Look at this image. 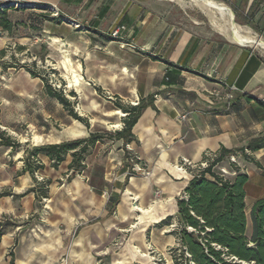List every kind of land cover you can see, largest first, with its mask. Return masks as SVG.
<instances>
[{
    "label": "rangeland",
    "instance_id": "rangeland-1",
    "mask_svg": "<svg viewBox=\"0 0 264 264\" xmlns=\"http://www.w3.org/2000/svg\"><path fill=\"white\" fill-rule=\"evenodd\" d=\"M11 1L0 0V5H9ZM218 1L231 8L228 0ZM21 2L29 6L14 9L32 6ZM184 3L83 0L80 5L70 7L52 5L53 12H44L47 17L36 16L38 12L13 14L11 30L0 28V49H5L0 59V128L20 143L14 151L0 147V193L13 186L24 192L23 198H13L16 217L9 215L4 223L21 227L14 229L20 246L26 255L34 252L36 264H174L172 256L179 252L175 250L177 235L171 232L178 229L176 215H170L166 225L155 224L154 231L142 229L150 212L148 208H143L148 210L143 214L130 204L133 211L125 217L119 216L116 209L112 215L102 217L109 206L114 175L118 170L121 172L122 166H128L125 157L133 154L127 144L113 135L123 127L125 114L119 107L133 105L128 79H134V66L142 54L137 47L121 45L115 39L109 43L108 38L102 43L91 35H110L117 25L125 24L124 14L131 13L142 22L138 35H146L152 25L158 27L163 16L170 22L181 23L179 26L192 28L199 35H215L218 41L225 40L197 7L188 0ZM102 9H105L104 17L99 19V30H94L91 23ZM55 12L57 16L51 14ZM50 20L54 21L49 23ZM236 22L247 26L240 19ZM125 31L121 35H133L131 29ZM256 50L264 55L263 50ZM2 63L12 66L2 71ZM23 63H35L31 67L40 70L52 87L62 90L88 125L74 120L55 98L48 96L39 78L18 67ZM73 72L79 78L76 86H73ZM90 133H96L99 138L85 153L81 169L74 173L68 169L70 154L57 168L45 158L42 168L34 171V177L42 189H47V197H35L28 192L33 186L26 176H21L25 163H21L20 156L25 155L24 151L34 145L85 138ZM147 172L133 173L129 168L126 171L128 178L138 180L141 190L145 189L143 178L148 176ZM91 183L94 188L90 187ZM127 187L128 184L122 194ZM151 190L155 199L160 192ZM143 195L146 197L147 193ZM96 218L99 228L88 224ZM84 227H87L86 235L82 237ZM9 247L5 246V254Z\"/></svg>",
    "mask_w": 264,
    "mask_h": 264
},
{
    "label": "crops",
    "instance_id": "crops-1",
    "mask_svg": "<svg viewBox=\"0 0 264 264\" xmlns=\"http://www.w3.org/2000/svg\"><path fill=\"white\" fill-rule=\"evenodd\" d=\"M21 1L32 6L21 10L8 9L10 21L13 14L38 12L36 16H49L44 12L51 11L52 5L70 7L83 2ZM228 2L242 23L249 20L264 37V0H255L251 9L254 0ZM104 10H100L97 19L92 21L91 27L94 30H99V19L104 17ZM124 23L126 31L131 29L130 34L133 35H122V39L115 41L121 45L131 42L142 54L134 66V79H128L131 103L137 104L148 95H153L152 104L142 110L131 129L133 138L126 144L146 166L149 174L143 178L145 189L141 190L138 180L128 178V166H122L121 172L118 170L114 175L110 186L109 206L102 217L112 215L115 209L119 216L125 217L133 211L130 204H135L139 208L135 210L137 212L144 214L148 210L143 208L150 209L142 229L154 231L156 228L152 227L155 224L159 225L166 216L177 214L176 200L189 179H173L169 174L181 159L200 163L206 159L207 153H213L216 157L221 148L246 149L252 139L264 135V106L260 103L264 102V55L252 47L234 44L226 39L218 41L215 35H199L192 28L179 26V22H170L168 17L162 16L160 25L156 28L153 25L145 27L148 29L146 35H138L142 22H138L131 13L124 14ZM91 37L102 43L106 38L109 43L114 42V38L109 35L93 34ZM230 88L233 100L230 107H227ZM181 112L189 113V119L185 123L178 120ZM234 155L235 162H230L228 155L216 165V169L223 170L224 177L230 180L238 173H246L248 177L244 188V213L245 233L249 237L251 208L256 201L264 200V147L255 151L248 150V153L238 151ZM24 156H20L21 163L24 162ZM38 158L41 164L45 158L50 161L42 154ZM126 158L124 162L127 163ZM25 169L26 166L23 167L24 173L21 176H26L34 187L32 177ZM127 184L128 187L122 194L121 191ZM17 187L3 191L10 192V195L0 193V222H4L9 215L16 217L13 198L24 196V192H20ZM152 188L160 192L159 197L154 199ZM144 192L147 193L146 197ZM32 194L37 196L34 192ZM98 222L99 219L96 218L88 224L99 228ZM13 227L7 224L0 235V264H10V251L13 253V264H36L34 252L26 255L20 246L14 229L20 230L21 227ZM86 228H82V237L86 235ZM88 241L92 243L90 238ZM5 246L9 247L6 254Z\"/></svg>",
    "mask_w": 264,
    "mask_h": 264
},
{
    "label": "trees",
    "instance_id": "trees-1",
    "mask_svg": "<svg viewBox=\"0 0 264 264\" xmlns=\"http://www.w3.org/2000/svg\"><path fill=\"white\" fill-rule=\"evenodd\" d=\"M255 5V0L250 9ZM14 8V7H13ZM235 22L239 19L235 9ZM9 7L0 6V28L11 30V21L8 19L7 10ZM251 15V11L249 16ZM47 17V16H44ZM257 33H260L249 20L243 22ZM24 49V46H18ZM5 55V49H0V59ZM23 63L18 67L24 68L31 77L39 78L44 86L45 93L55 98L68 112L70 116L84 125L87 120L78 115L72 108L71 101L62 93V90L55 89L50 85L47 77L34 66ZM12 65L2 63V71ZM75 96L74 92H71ZM248 98H251L248 96ZM153 95H148L145 100L139 101L136 105L119 107L125 114L122 119L123 127L116 131L113 138L122 140L124 144L133 138L132 126L140 116L142 110L152 104ZM264 106V102H260ZM99 135L90 133L88 137L74 140L62 141L36 145L25 151L24 163L26 171L32 177L34 187L28 192H34L38 197H47V189H42L34 177V171L42 168L37 156L42 154L51 161V166L57 168L70 154L71 160L68 169L74 173L83 167L82 160L88 148L98 140ZM8 147L11 151L16 150L20 143L0 128V147ZM264 147V135L252 139L246 149L255 151ZM244 152V148L227 150L221 148L220 153L210 161L202 170H199L188 180L187 185L182 189L176 200L178 229L171 230L177 235L179 251L172 256L174 264H264V200L254 203L250 211L251 233L248 237L246 230V217L244 213L246 173H238L233 180L225 178L216 165L226 156ZM91 186L94 185L91 183ZM10 192H3V195H10ZM111 205L110 210L113 208ZM171 216H166L158 224L166 225ZM5 226L0 222V235ZM10 264H13V253Z\"/></svg>",
    "mask_w": 264,
    "mask_h": 264
},
{
    "label": "bare ground",
    "instance_id": "bare-ground-1",
    "mask_svg": "<svg viewBox=\"0 0 264 264\" xmlns=\"http://www.w3.org/2000/svg\"><path fill=\"white\" fill-rule=\"evenodd\" d=\"M180 4L185 0H170ZM203 13L215 32L224 39L238 45L248 46L264 51V38H260L248 26L239 25L232 21L230 8L218 0H188ZM185 4V3H184ZM190 5V4H189ZM73 86L78 84V75L73 72ZM134 210H139L137 206H132Z\"/></svg>",
    "mask_w": 264,
    "mask_h": 264
},
{
    "label": "built area",
    "instance_id": "built-area-1",
    "mask_svg": "<svg viewBox=\"0 0 264 264\" xmlns=\"http://www.w3.org/2000/svg\"><path fill=\"white\" fill-rule=\"evenodd\" d=\"M7 4H2L1 7L6 8V7H14V8H24V6H29L28 4L22 3L21 1H14L12 0L11 2ZM55 16L58 15L57 12L53 13ZM75 26H79L78 23H75ZM126 30V26L124 24H119L117 27H115L111 32H110V37L114 39H122V33ZM124 45L130 47V48H135V45L132 44L131 42H127ZM233 88V87H232ZM232 88H230V91L227 94V99H228V104L227 107H230L231 101L233 100V95H232ZM133 105H136L133 104ZM189 119V113L188 112H181L178 115V120L185 123ZM245 153H248L247 149H244ZM215 158V155L213 153H207L206 154V159L203 160L200 163H193L189 159H181L172 169L171 173L169 174L171 178L173 179H180V178H188L190 179L195 175L199 170L204 169L207 167L208 163L212 161ZM228 159L230 162H235V155L231 154L228 156ZM126 161L128 163V168L131 170V172L135 173H148L146 166L141 162V160L135 155V154H130L127 156ZM221 174L223 175V170L220 171Z\"/></svg>",
    "mask_w": 264,
    "mask_h": 264
},
{
    "label": "water",
    "instance_id": "water-1",
    "mask_svg": "<svg viewBox=\"0 0 264 264\" xmlns=\"http://www.w3.org/2000/svg\"><path fill=\"white\" fill-rule=\"evenodd\" d=\"M230 8V7H229ZM230 10H231V8H230ZM231 15H232V21L234 22V20H235V16H234V13H233V11L231 10Z\"/></svg>",
    "mask_w": 264,
    "mask_h": 264
}]
</instances>
